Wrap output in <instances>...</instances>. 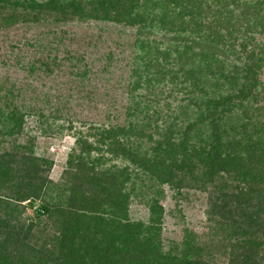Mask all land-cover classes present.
Instances as JSON below:
<instances>
[{
    "label": "trees",
    "instance_id": "obj_1",
    "mask_svg": "<svg viewBox=\"0 0 264 264\" xmlns=\"http://www.w3.org/2000/svg\"><path fill=\"white\" fill-rule=\"evenodd\" d=\"M0 1V11L8 5L7 25L19 17L95 20L135 26L138 34L123 125L72 126L82 103L72 94L83 101L92 93L83 90L89 69L77 51L28 64L29 74L38 68L46 76L54 63L67 66L70 78L56 90L32 95L22 87V100L14 101L19 90L4 88L0 143L29 132L28 117H37L42 135L61 132L56 122L65 118L79 151L67 160L68 181L53 184L58 191L51 194L42 162L49 167L52 160L35 154L37 136L0 150V264H264V0ZM105 58L110 63L112 54ZM107 154L134 166L113 169ZM164 184H193L209 194L210 242L186 230L164 248ZM131 197L145 203L147 220L128 216ZM24 209L21 239L7 215ZM42 216L43 227L50 220L56 231L47 242L31 241ZM9 240L20 242L11 248Z\"/></svg>",
    "mask_w": 264,
    "mask_h": 264
},
{
    "label": "rangeland",
    "instance_id": "obj_2",
    "mask_svg": "<svg viewBox=\"0 0 264 264\" xmlns=\"http://www.w3.org/2000/svg\"><path fill=\"white\" fill-rule=\"evenodd\" d=\"M0 4H2L1 1ZM6 11H8V5L0 11V84L2 86L0 104L3 103L4 88L11 85L19 90L15 92L14 101L22 100V87L29 86L26 91L32 95L40 94L41 91L56 90V86L70 78L65 73L68 71L67 66L54 63L55 69L46 76L38 68L29 74L28 64L38 58L53 59L58 62L68 51L74 54L77 51L83 53L85 57L83 64L87 63L89 69L88 80L84 81L83 90H89L92 93L90 94L91 99L86 98L83 101L79 96L81 93L79 95L72 94L76 102H82L80 105L74 106L75 114L71 117L73 118L72 126L78 128L82 126V122H85V126L81 127L82 130H85L89 123L95 125H123L126 123L125 106L129 104V96L125 78L128 75V64L132 62L133 54L137 52V47L133 43L138 36L135 26L95 20H69L57 24L51 18L39 22L22 21L19 19L20 17L14 23L7 25L4 21ZM61 30L65 31L62 39L59 38ZM142 36L160 39V33L145 32ZM108 52L112 54L110 63L105 58ZM57 66L60 67V70ZM63 92H67L65 88ZM178 96H181L180 93ZM178 102V100H174L172 103L177 105ZM36 120L37 117H28L27 125L31 128L30 131L14 137L6 136V140L0 143V150L10 149L13 143L24 144L29 136H37L33 142V149L35 154L52 160L49 167L44 162H42V166L45 168V176L52 181V191L50 192L55 194L58 188L53 184L63 185L68 181L66 170L69 155L79 151L73 135L75 128H69L70 122L63 118L56 122L63 126L61 132L53 130L52 133L42 135L41 129L36 126ZM107 155L110 157L107 164L112 165L113 169L123 164H130L126 159L114 157L111 154ZM133 166L130 164L129 169H132ZM77 182L79 183V180ZM162 188L164 196L160 202L164 206V215L161 223L160 241L164 248L173 242H180L186 230L194 232L198 240L205 243L210 242L212 238L209 227L211 222L208 219L209 214L206 213L210 200L209 194L206 191L198 190L193 184L190 187L179 188H172L164 184ZM131 198L128 203V216L134 220H147L149 212L145 203L138 197ZM20 209L22 208L20 207ZM27 214V210L24 209L18 217L7 215L9 218L7 227L15 224V229H19L21 239L22 222L27 224ZM3 216L5 215L0 214V218L3 219ZM41 218V224L36 225L35 223L29 232L31 241L47 242L56 231L55 225L50 220L44 228L48 219L47 216ZM5 234V231H1L0 236H5ZM21 239L18 240L21 241ZM10 241L8 246L11 248L20 242L12 243L11 246ZM21 244L22 241L20 247ZM8 250L11 249L8 248ZM226 256H221L220 263H227L228 256ZM21 263L19 262V264Z\"/></svg>",
    "mask_w": 264,
    "mask_h": 264
}]
</instances>
